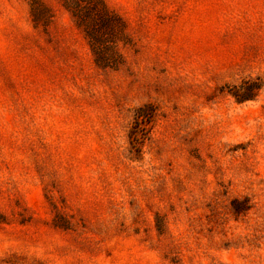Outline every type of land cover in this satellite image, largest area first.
I'll use <instances>...</instances> for the list:
<instances>
[{
    "label": "rangeland",
    "instance_id": "374dc122",
    "mask_svg": "<svg viewBox=\"0 0 264 264\" xmlns=\"http://www.w3.org/2000/svg\"><path fill=\"white\" fill-rule=\"evenodd\" d=\"M37 2L0 0V264H264V0H100L105 59Z\"/></svg>",
    "mask_w": 264,
    "mask_h": 264
},
{
    "label": "trees",
    "instance_id": "16d2710c",
    "mask_svg": "<svg viewBox=\"0 0 264 264\" xmlns=\"http://www.w3.org/2000/svg\"><path fill=\"white\" fill-rule=\"evenodd\" d=\"M61 1L63 5L70 11L78 26L85 31L93 51L97 53V56L103 58L104 52H101L100 48L98 47L101 46L102 43L101 30L105 28H115L113 25L115 18L109 15L103 9L100 0ZM31 12L36 18H38L41 12H44V8L37 2V0H31ZM249 97L250 96H237L236 99L238 101H242L248 99Z\"/></svg>",
    "mask_w": 264,
    "mask_h": 264
}]
</instances>
